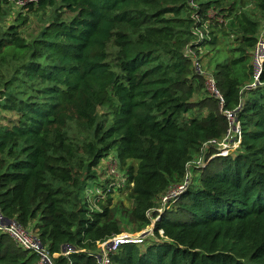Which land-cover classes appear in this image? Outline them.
Segmentation results:
<instances>
[{"label":"trees","instance_id":"16d2710c","mask_svg":"<svg viewBox=\"0 0 264 264\" xmlns=\"http://www.w3.org/2000/svg\"><path fill=\"white\" fill-rule=\"evenodd\" d=\"M57 5L32 43L16 26L0 39V60L28 55L24 75L35 84L27 97L0 96V113L13 114L0 118L1 214L36 236L51 264H98L99 246L125 231L111 187L101 188L106 198L87 196L94 169L112 154L131 185V231L152 235L119 245L110 264H264V57L258 77L252 62L259 22L224 0L26 7ZM62 10L70 17L61 19ZM191 29L203 32L202 42H192ZM217 33L234 36L236 46L210 76L200 74L187 52L216 47ZM208 78L222 104L207 92ZM225 112L234 114L241 138L232 154L219 156L210 142L228 134ZM69 123L89 138L72 142ZM194 155L205 160L188 181ZM0 264L41 262L0 233Z\"/></svg>","mask_w":264,"mask_h":264},{"label":"rangeland","instance_id":"374dc122","mask_svg":"<svg viewBox=\"0 0 264 264\" xmlns=\"http://www.w3.org/2000/svg\"><path fill=\"white\" fill-rule=\"evenodd\" d=\"M224 2L226 3L227 8L235 5L236 7L234 9L237 14L243 13L249 18V20L259 22L260 31L258 33V37L260 38L262 31L264 30V8L262 7L264 0H224ZM59 8L60 6L57 5L56 7H48L40 10L37 6H34L33 10H29L28 7L20 6L19 4H16V2L12 1H8L7 4L0 3V39L4 38L6 33L9 32V30H7L9 26H16L20 38H22L25 43H32V41L39 36L40 32L56 17V10ZM193 8H195V6H193ZM217 12L218 11H211L208 13V16L212 19H217L220 23L222 22L221 17H215ZM69 17L70 14L67 11H61V19L65 20ZM193 18L197 21L199 20L197 16H193ZM191 34L193 36L192 42L200 43L203 41L204 34L201 30L191 29ZM217 35L220 38V42H218L216 47H200L196 54L190 51L187 52L192 54L190 56L193 59L197 72L200 74H207L210 76L209 74L212 71L214 62L231 56V53L226 52L236 46L233 43L235 38L234 36H227L226 34L221 36L219 33H217ZM187 36L188 35H186L185 38ZM116 52L117 49L113 41H111L108 45V53L111 60H114ZM28 60L29 56L25 54L17 56L10 55L6 57L4 61L0 60V96L6 92L16 94L19 98H24L31 94V89L35 87V84L29 82L28 78L24 75L25 66L28 63ZM262 61L263 58L256 63L254 56L252 57L255 73L258 71V66L261 65ZM206 87L207 92L211 94L208 88V79L206 81ZM1 102L0 98V103ZM103 111H105V109H100L99 114H102ZM12 116L13 114L9 112L0 113V118L6 119L7 117L11 118ZM67 135L70 140L76 144H80L83 140L89 138L88 134L78 130L73 123L68 124ZM230 135L231 137H234L232 130ZM225 143H230V146L227 149L224 150L223 146L219 147L216 145L217 150L220 153H223V155L232 154L233 150H235L234 144L230 139H227ZM221 149L225 152H222ZM192 158L193 159L188 164L187 169L186 179L188 181L192 180L195 176V171L204 163L205 160L204 156L202 158L201 155H194ZM135 165L136 163L132 161L127 163V166ZM93 172L96 174V178L94 183L91 182L87 184V196L93 197L96 195L98 197L106 198V195L103 194L101 188L103 185L107 188L111 187L112 191L110 196L112 198V209H115L114 212L116 217L120 220L125 229L122 234L126 236L129 235L133 238L139 236L141 233H133L128 224L129 211L132 209V203L128 197L131 185L127 183L126 168L122 167L117 160L113 158L112 154H109V156L102 160ZM63 188L65 189L64 186ZM175 190L176 189L173 188L167 194L169 195L174 193ZM167 207L168 206H165L164 208L167 209Z\"/></svg>","mask_w":264,"mask_h":264},{"label":"built area","instance_id":"2783aa9c","mask_svg":"<svg viewBox=\"0 0 264 264\" xmlns=\"http://www.w3.org/2000/svg\"><path fill=\"white\" fill-rule=\"evenodd\" d=\"M14 1V0H10ZM39 0H18L16 4H19L20 6H26L28 4H34L36 5ZM264 54V30L262 31V34L255 46L253 56L255 59V62L258 63L260 60H262ZM263 62V61H262ZM261 62V64H262ZM259 65V64H258ZM261 65L258 66L259 69ZM258 71L256 72V76L258 75ZM208 88L212 95H214L218 100L219 103L222 104L223 100L220 94L215 90L214 81L211 78H208ZM225 115L227 116L231 128L228 132V134L224 137V139L220 141H211L210 144L214 145V148H216V145L223 146L224 150L227 149L230 145V143L226 144V140L230 139L232 143L234 144V148L236 149L240 143V133L237 131L235 127V118L234 114L225 112ZM232 130V133L234 134V137H231L230 132ZM217 155L223 156V153H220L217 148ZM222 152H225L221 149ZM234 151V150H233ZM186 183V182H185ZM183 187H179L175 190L174 193H171L163 198V204H166L168 201H170L175 195H177L178 192L182 190ZM151 230L148 229L146 231L141 232V234L137 237H131L129 235H119L115 236L112 239L104 242L99 246V256H98V264H110V255L117 251V248L119 245L124 243H133V244H141L142 241L147 238L148 236H151ZM0 233H4L9 236V238L21 249L30 251L32 253L37 254L40 257L41 264H51V261L46 253V250L42 247L40 244V241L37 239L36 236H34L30 231L22 228L16 221L14 220H7L0 212Z\"/></svg>","mask_w":264,"mask_h":264},{"label":"water","instance_id":"95a60500","mask_svg":"<svg viewBox=\"0 0 264 264\" xmlns=\"http://www.w3.org/2000/svg\"><path fill=\"white\" fill-rule=\"evenodd\" d=\"M260 67H261V66H260ZM260 71H261V69H259L258 75L260 74ZM258 75H257V77H258Z\"/></svg>","mask_w":264,"mask_h":264}]
</instances>
